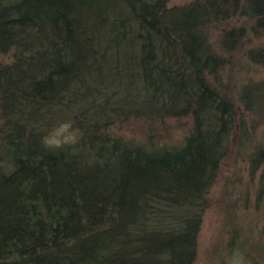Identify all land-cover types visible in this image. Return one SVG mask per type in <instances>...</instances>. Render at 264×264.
Masks as SVG:
<instances>
[{"label":"trees","instance_id":"1","mask_svg":"<svg viewBox=\"0 0 264 264\" xmlns=\"http://www.w3.org/2000/svg\"><path fill=\"white\" fill-rule=\"evenodd\" d=\"M118 1L144 99L117 108L89 162L48 146L26 114L88 73L97 0H0V264H192L234 133L262 168L264 202V148L245 137L251 116L264 120V80L252 79L264 72V0ZM154 202L195 211L148 229ZM248 237L247 261L264 264V224Z\"/></svg>","mask_w":264,"mask_h":264},{"label":"rangeland","instance_id":"2","mask_svg":"<svg viewBox=\"0 0 264 264\" xmlns=\"http://www.w3.org/2000/svg\"><path fill=\"white\" fill-rule=\"evenodd\" d=\"M187 1L169 0V5H182ZM93 14L95 18L89 29H92L94 57L88 73L70 85L54 104L26 114L29 125L44 139L62 123H70V133L75 140L62 146L77 151L89 162L95 160L90 149V144L97 142L93 136H101L106 130L113 132L114 126L110 123L117 118V108L144 99L136 31L124 7L118 0H97ZM252 79L253 82L264 80V72L259 70ZM236 80L240 83L239 78ZM253 118L255 116H251L245 127V137L257 139L264 148V120L255 118L253 121ZM80 135L82 138L78 141ZM236 135L232 134L229 154L219 165L216 178L205 195L206 206L201 214L192 264H250L239 242L247 241L248 250L252 241L248 236L253 232L255 235L264 224V202L256 194L262 168L253 169ZM194 211L186 205L154 202L148 213V229H171L178 220L186 219ZM256 219L261 222L258 227L254 224Z\"/></svg>","mask_w":264,"mask_h":264},{"label":"clouds","instance_id":"3","mask_svg":"<svg viewBox=\"0 0 264 264\" xmlns=\"http://www.w3.org/2000/svg\"><path fill=\"white\" fill-rule=\"evenodd\" d=\"M70 123H62L58 128L45 138V143L50 147H61L63 143L74 142L75 136L70 133Z\"/></svg>","mask_w":264,"mask_h":264}]
</instances>
